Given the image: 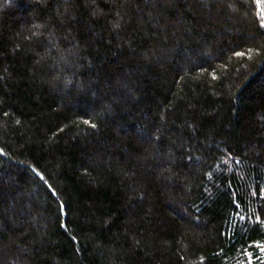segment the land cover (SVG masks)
Returning <instances> with one entry per match:
<instances>
[{
	"label": "trees",
	"instance_id": "16d2710c",
	"mask_svg": "<svg viewBox=\"0 0 264 264\" xmlns=\"http://www.w3.org/2000/svg\"><path fill=\"white\" fill-rule=\"evenodd\" d=\"M0 264H264V0H0Z\"/></svg>",
	"mask_w": 264,
	"mask_h": 264
}]
</instances>
